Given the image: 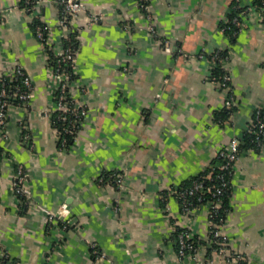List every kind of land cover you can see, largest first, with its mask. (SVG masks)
<instances>
[{"label":"crops","instance_id":"1","mask_svg":"<svg viewBox=\"0 0 264 264\" xmlns=\"http://www.w3.org/2000/svg\"><path fill=\"white\" fill-rule=\"evenodd\" d=\"M37 1L53 40L74 35L79 43L74 94L88 115L77 140L60 151L44 115L53 106L45 49L18 0H0V70L17 62L33 86L26 110L10 108L8 138L0 142L24 167L33 202L20 207L11 188L14 170L2 163L0 264H217L204 245L196 257L177 254L174 227L182 223L204 239L207 210L183 219L176 199L161 197L212 167L218 151L264 109L259 12L229 36L221 28L237 0H149L152 36L136 0H79L83 9L63 30L56 28L55 0ZM91 14L102 22L87 26ZM218 50L230 52L229 88L209 80L210 55ZM231 93L234 111L219 121ZM20 122L33 151L21 143ZM113 172L123 176L121 188L98 182ZM231 185L222 233L242 254L240 264H264V148L243 152ZM63 204L69 225L60 232L36 206L55 212ZM92 246L104 258L94 259Z\"/></svg>","mask_w":264,"mask_h":264},{"label":"built area","instance_id":"2","mask_svg":"<svg viewBox=\"0 0 264 264\" xmlns=\"http://www.w3.org/2000/svg\"><path fill=\"white\" fill-rule=\"evenodd\" d=\"M136 1L148 22L147 31L152 36H156L154 17L149 0ZM55 3L59 10L58 25L56 27L58 30L67 28L70 19L83 9L79 0H55ZM18 6L29 19L30 23L34 25L33 34L46 52L45 58L49 71V87L52 94L53 106L44 115L50 120L58 149L63 152L69 146L67 137L71 139V144L77 140L78 134L88 115L87 106L74 94L76 55L79 43L77 41V46L75 45V47L74 41L73 43L71 42L70 35L63 34L59 44L53 40V30L44 26L40 20L37 11V0H18ZM238 9H241L238 15L232 16L231 19L226 15V18L223 20V24L231 23L236 28L233 33L234 36L242 29L243 19L253 12H259L260 20L264 23V9L251 4L250 0L238 3L237 6L231 9L230 13ZM1 15L2 11L0 10V17ZM102 19V15L91 14L89 15L87 26L101 23ZM226 28L228 26L222 27V32L225 33ZM74 39L77 40L75 36L72 40ZM163 46L165 51H171L168 44L165 43ZM229 53L228 50H218L210 55L211 68L209 80L223 88H229L231 85L230 73L224 68V65L229 61ZM51 56L56 59L54 65H51ZM200 57H203V55H200ZM216 68L222 70V74L218 78L212 74ZM82 92L84 93L83 89ZM32 97V80L19 63L8 64L0 70V142L8 138L7 121L10 108L26 110ZM233 106L234 97L231 93L228 96L225 108L230 109ZM24 124V122L19 123L20 127L24 129V132L21 134V143L27 149L33 151V143L27 130H25ZM244 135L254 136V147L244 148ZM262 148H264V109L257 108L244 132L240 136L230 140L218 151L217 164L215 166L200 172L198 178L192 182L189 188L183 190L171 189L167 192V195H162V201H165L168 196H173L176 199L183 219L188 220L192 218L202 207L207 210V233L204 239L195 236L187 225L184 226L182 223L177 224V226L174 225L175 238L178 245L177 254L180 258L196 257L200 246L204 245L208 250H211V253L218 260L217 264H240L242 262V254L230 248L227 237L222 233V226L229 212H225L226 217L224 220L220 216V213L224 208L226 193L230 192L232 187L231 178L234 167L243 152L247 149L259 151ZM4 162L10 164L14 170L11 188L16 198H18L20 207H31L33 202L31 200L30 188L27 185L24 167L16 162L0 145V166ZM111 177L112 183L104 181L103 176L98 178V182L121 188L123 176L113 172L111 173ZM206 196H209V200L202 203ZM192 198H195L199 205H194L191 200ZM164 206V211L167 213L169 207L166 203ZM36 207L46 215L47 224L50 228H55L60 232L68 228L69 223L66 218L69 215V210L66 205H61L55 212L49 211L41 205H37ZM216 219H218V222ZM91 256L96 260L104 258V255L95 246H92Z\"/></svg>","mask_w":264,"mask_h":264},{"label":"trees","instance_id":"3","mask_svg":"<svg viewBox=\"0 0 264 264\" xmlns=\"http://www.w3.org/2000/svg\"><path fill=\"white\" fill-rule=\"evenodd\" d=\"M243 2V0H237L235 2V4L233 5V7L237 6L238 3H241ZM251 4L253 5H256L258 6L260 9L261 8H264V0H252L251 1ZM232 7V8H233ZM241 12V9H238V10H234L230 15H229V18L231 19L232 16H235V15H238L239 13ZM224 26H228V28H226L225 30V34L226 35H229V36H232L234 31L236 30V28L231 25V23H227V24H222V27ZM30 27L32 28L33 30V27L34 25L33 24H30ZM234 36V35H233ZM72 38H74V35H70V39H71V42L73 43L74 41V46L76 45L77 46V40H72ZM76 42V43H75ZM75 46V47H76ZM50 61H51V65H54L55 64V61L56 59L51 56L50 58ZM213 75H215L217 78L222 74V70L219 69V68H216L213 72H212ZM234 111V107L230 108V109H223L222 111H220L218 113V118L217 120H223L224 118H227L228 116H230V114H232V112ZM67 140H68V144L69 146L72 145L71 144V139L69 137H67ZM253 140H254V136L253 135H244V141H245V145H244V148H250V147H254V143H253ZM68 146V147H69ZM217 164V160H216V163L213 165L215 166ZM103 178H104V181H109L112 183V177H111V173H104L103 175ZM199 175H196L194 177H192L191 179H189L188 181H186L185 183L181 184L180 186L178 187H175L173 189L175 190H183V189H186V188H189L191 185H192V182L194 180H196L198 178ZM166 194L167 195V191H164L162 192V195ZM193 204L194 205H199L198 202H196V199L195 198H192L191 199ZM209 200V196H206L205 200L202 202L204 203L205 201ZM231 211V205H230V192L226 193V196L224 198V208L221 210V213H220V216L223 218V220L225 219L226 215H225V212H230ZM224 212V213H223ZM216 221L218 222V219H216ZM208 252H211V250H209Z\"/></svg>","mask_w":264,"mask_h":264}]
</instances>
